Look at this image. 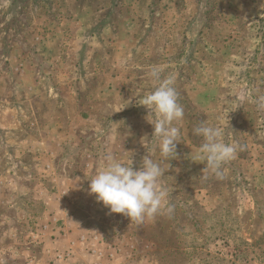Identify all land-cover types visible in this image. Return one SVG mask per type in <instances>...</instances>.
Masks as SVG:
<instances>
[{
	"label": "rangeland",
	"instance_id": "obj_1",
	"mask_svg": "<svg viewBox=\"0 0 264 264\" xmlns=\"http://www.w3.org/2000/svg\"><path fill=\"white\" fill-rule=\"evenodd\" d=\"M153 68L184 108L168 161L137 102ZM261 98L264 0H0V264H264ZM201 123L243 146L223 179ZM107 153L160 163L173 212L109 213Z\"/></svg>",
	"mask_w": 264,
	"mask_h": 264
},
{
	"label": "clouds",
	"instance_id": "obj_2",
	"mask_svg": "<svg viewBox=\"0 0 264 264\" xmlns=\"http://www.w3.org/2000/svg\"><path fill=\"white\" fill-rule=\"evenodd\" d=\"M150 76L157 87L139 96L137 102L154 111L156 119L150 122L154 125L153 135L159 139L160 155L168 161L177 156V144L181 141L178 125L183 120L184 108L178 102L179 94L172 77L162 78L159 68H153ZM257 107L264 110V98L257 102ZM193 131L203 138L197 155V160L205 164L203 170L223 179L224 166L236 158L243 146L238 142H224L223 133L216 126L201 123ZM104 160V165L89 180V195H95L96 201L102 202L109 213L122 214L139 225L145 218L173 212L168 192L159 183L166 171L160 163L144 156L140 166L134 169L132 159L123 162L112 153H107Z\"/></svg>",
	"mask_w": 264,
	"mask_h": 264
},
{
	"label": "crops",
	"instance_id": "obj_3",
	"mask_svg": "<svg viewBox=\"0 0 264 264\" xmlns=\"http://www.w3.org/2000/svg\"><path fill=\"white\" fill-rule=\"evenodd\" d=\"M234 14H235V13H234ZM238 16H239V15H236V14H235V15H233V16H232V21H233V22H235V21H236V19L238 18ZM233 17H234V18H233ZM232 21H230V22H232ZM233 22H232V23H233ZM227 39H230V38H229V37H227V38H226V40H227ZM229 41H230V42H232V40H228V42H229ZM236 42H237V41H236ZM228 44H229V43H228ZM252 45H255V42H254V40H253V42H252Z\"/></svg>",
	"mask_w": 264,
	"mask_h": 264
}]
</instances>
